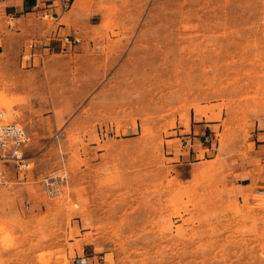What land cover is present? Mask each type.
<instances>
[{
  "label": "rangeland",
  "instance_id": "374dc122",
  "mask_svg": "<svg viewBox=\"0 0 264 264\" xmlns=\"http://www.w3.org/2000/svg\"><path fill=\"white\" fill-rule=\"evenodd\" d=\"M83 3L72 49L0 65V122L29 136L0 264H264V0Z\"/></svg>",
  "mask_w": 264,
  "mask_h": 264
},
{
  "label": "crops",
  "instance_id": "0c3cea01",
  "mask_svg": "<svg viewBox=\"0 0 264 264\" xmlns=\"http://www.w3.org/2000/svg\"><path fill=\"white\" fill-rule=\"evenodd\" d=\"M77 1V2H76ZM84 0H5V7L11 8V11H5V19L9 20L10 30L15 32L14 34H4L2 35V48H7L11 40H14L13 44L15 46V51H13L14 58H4L2 59V72L7 76L8 79H17V73L20 72L21 67L19 65L18 56L22 52V47L27 40H39L48 44L49 47L45 48L44 51H49L52 56L53 53L61 54L64 51L63 44L60 41V36L63 34H69L76 31L78 22H84L88 19V12L83 7ZM76 3V5H74ZM66 5V9L63 8ZM49 13V15L54 20L52 24H48L42 19L29 22L30 19H38L40 13ZM35 15V16H34ZM6 20V21H7ZM86 22V21H85ZM8 49V48H7ZM3 50V49H2ZM4 52L0 51V53ZM65 52V51H64ZM17 57V59H15ZM4 68V69H3ZM7 68V69H6ZM30 70L24 69L23 72ZM20 87L14 88V92L20 93ZM10 90H13L10 88ZM204 124H193L192 125V136L191 139L200 138V140H206L205 133L202 132L200 127ZM198 126L199 130L197 134H194V127ZM201 144V141H199ZM200 147L205 151L204 156L207 155L209 147L200 145ZM264 154V153H262ZM260 163H252L249 166H245L242 178L250 182L261 183L257 178V174L261 173Z\"/></svg>",
  "mask_w": 264,
  "mask_h": 264
},
{
  "label": "built area",
  "instance_id": "2783aa9c",
  "mask_svg": "<svg viewBox=\"0 0 264 264\" xmlns=\"http://www.w3.org/2000/svg\"><path fill=\"white\" fill-rule=\"evenodd\" d=\"M66 7V5H63L64 9ZM46 17L52 18L49 13L45 12L43 18ZM60 41L64 50H70L80 41V38L73 34H63L60 36ZM48 47L49 45L43 42H40L38 47L34 42H29L21 52L22 65L33 64L35 59L47 54L44 49ZM28 141L29 136L19 122H0V184L4 182V166L6 163H15L19 168L25 166L22 151Z\"/></svg>",
  "mask_w": 264,
  "mask_h": 264
}]
</instances>
